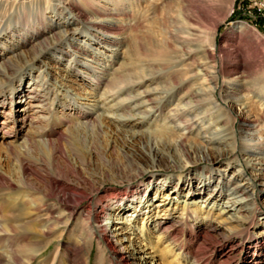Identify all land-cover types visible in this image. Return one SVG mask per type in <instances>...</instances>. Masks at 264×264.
<instances>
[{
  "label": "rangeland",
  "instance_id": "1",
  "mask_svg": "<svg viewBox=\"0 0 264 264\" xmlns=\"http://www.w3.org/2000/svg\"><path fill=\"white\" fill-rule=\"evenodd\" d=\"M47 1L40 0L41 3L31 7L41 10L35 13V19L24 15L21 0H0V67L4 57L15 54L19 57L14 61L16 68H9L6 76H0V264H192L191 252L198 249L203 250L204 261L210 264H264V149L247 144L240 155L231 160L216 151H210L208 156L199 153L187 159L177 142L173 143L178 151H173L151 140L147 133L139 136L131 133L134 130L146 132L154 124H164V118L173 114L172 109L181 107L185 98L182 94H186L191 84L176 91L169 99L159 98L164 104L161 111L155 112L146 106L158 117H147L139 126L125 128L127 131H116L104 123L100 129L81 126L79 123L85 122L82 112H90L94 117L112 114L107 104L98 103L93 98L102 88L96 89L91 81L90 67L112 69L121 65L126 45L131 46L130 37L140 29L128 27L131 17L116 14L110 18L127 24L121 30L126 36L124 42L114 44L86 31L63 45L64 51L72 53L78 60L70 63L75 68L65 67L71 57H63V53L55 50L32 60L35 55L32 44L40 35L34 34L32 38L29 30L33 32L43 23H50L51 28L45 29L44 33L51 35L53 29L65 32L68 27L76 26L66 11L62 12L55 5L57 1L50 6L45 3ZM124 1L128 9L141 8L143 14L153 3V0ZM222 1L219 13L214 15L218 22L216 54L222 53L221 47L228 45L226 50L234 53L233 61H264V16L251 15L244 7L247 0ZM75 3L86 4L84 0H75ZM179 3L180 0H167L169 7L180 14ZM155 10L160 12L158 8ZM63 21L70 24H60ZM91 21L92 18L88 20ZM240 24H246L250 30L237 32ZM156 25L155 34L163 39L159 42L170 40L174 43L169 28L162 26L163 23ZM76 46L86 48L88 52L77 50ZM175 50L180 52V45L174 44L169 53ZM192 61L191 70L198 62L203 63L200 55L194 56ZM255 65L246 66L253 72L263 70L262 73L241 78L235 82L236 88L252 85L260 86L264 91V67ZM161 67L165 66H158L157 70H162ZM198 71L202 77L205 71L196 68L195 72ZM201 82L205 83L201 78L197 85ZM229 82V77L220 80V87L226 93L231 91ZM34 83L47 87L44 109L34 107L36 100L29 93ZM160 85L164 82L148 84L150 89ZM241 90L235 100H229L223 106L232 109L236 115L241 114L235 128L240 138L250 142L264 133V118L258 106L260 96H248ZM21 91L23 94L19 96ZM157 95L160 96L155 93ZM203 114L194 111L189 117H202ZM44 115L46 119L42 117ZM206 118V122L195 126L198 137L196 142L190 141L191 144L194 142L200 146V141L206 142L225 128L222 123L216 124L215 118ZM249 118L254 120L252 123L256 128L247 129ZM57 142L61 143L62 152ZM156 151L166 157L172 154L176 160L172 163L190 165V179L195 175L209 177L213 174L212 184L202 192L189 195L193 186H202L198 179L194 178L190 183L170 175L172 183L170 181L160 188L151 185L149 193L141 199L139 196L133 198L135 200L125 198L121 205H113L115 198L110 199L109 194L125 192L128 183L137 180L138 173H144L141 178H145L147 184L156 180L160 183L168 176L165 174L170 172L169 160L161 156L159 162H153V152ZM192 163H198V166L194 167ZM238 174L242 178L236 181L241 185L251 182L257 193L254 206H258L262 214L257 215L253 224L243 222L238 225L249 219L250 211L236 210L233 221L223 212H234L235 207H231L228 199V190L232 191L234 184L227 183L229 180L233 182ZM65 184L77 190L63 189L66 199L60 201L55 197L54 189H61ZM176 185L181 190L174 192ZM211 192L212 198H209ZM93 196H97L95 199L99 203H108V207L98 214L93 208ZM65 206L70 208L65 210ZM78 206L75 212L71 210ZM119 206L121 208L117 209ZM253 209L251 205L250 210L255 212ZM165 213H170V221L165 223L164 229H159L156 221L165 218ZM99 214L102 225L94 221L89 223L90 215ZM206 223L219 225V232L205 235ZM101 229L113 232L112 246L103 239ZM203 236L206 239H202Z\"/></svg>",
  "mask_w": 264,
  "mask_h": 264
},
{
  "label": "bare ground",
  "instance_id": "2",
  "mask_svg": "<svg viewBox=\"0 0 264 264\" xmlns=\"http://www.w3.org/2000/svg\"><path fill=\"white\" fill-rule=\"evenodd\" d=\"M21 1L23 3L24 15L26 17L29 16L36 19L35 13H38V11L41 10H33L31 7L35 6L36 3H41L39 2L40 0ZM55 1H57V4L54 3ZM84 2L86 3L85 6L76 4L75 0H48L45 2L48 6L53 3L57 5L60 10H62V12L66 11V15L71 17L73 24L76 26L68 27L65 32L53 29L51 31V35L47 34V32L44 33L45 29L47 30V28H51L52 24L50 23H43L40 27H36L33 32L29 30L28 32L32 33V38L34 37V34L40 35L39 37H35L36 39L32 44L33 47L31 50L35 52L32 60H35L36 58L39 59L42 54L50 51L54 52L55 50L58 53H63V57H71H69L70 59L67 61V65L65 67L75 68L76 66L73 64L71 65L70 63L73 60L78 62V60L74 58L72 53L64 51L63 45L71 43L72 40H74L77 36L84 35L86 31L114 44L124 42L126 36L123 34V32H121V30L125 25L127 26V24H123V22L120 23L115 19H112L113 15L116 14H122L123 16L127 15L131 17L132 19L130 20L128 27L131 29H140V31L136 32L135 35L130 37L131 46L126 45L127 47L124 50V62L121 63V65H119L117 68L108 69L106 67H90L92 72L91 81L94 82L96 89L102 88V91L100 93L97 92L93 98L98 103L107 104L108 108L112 110V114L107 116L103 115L102 117H94L90 112H80L85 119V122H82V120L79 123L81 126L88 128L89 126H92L93 129H100L104 123L108 126V128L111 127L116 131H127L125 128L129 127L132 129L142 124L147 117H155V112L161 111L163 109L164 98H171L176 91L191 84V87L186 91V96L182 94V96L185 98L181 107L172 109L173 114L170 116L167 115L164 118V120L166 119L164 124H154V127L148 129L146 132L139 130H134L132 132L131 130L129 131L136 136L147 133L146 135H148L151 140L160 142L163 146H168L173 151H178L174 145L175 143H173L177 142L176 145L183 149V153L187 159H190L193 155H199V153H203L204 156H208L210 151H216L217 154L222 153V156L229 157L228 159L231 160L234 159L235 156L240 155L239 152L243 150L247 144L257 146L260 150L264 149V133L259 134L258 139L255 138L250 142L243 139V137L240 138L238 135L239 133L235 128V123L239 118L242 117L241 114L236 115L233 113L232 109H226L223 106L225 102L228 103L229 100H235V98L238 97V93L242 89L241 91H246L248 96L250 94H255V97L260 96L258 97L260 98L258 100V106L261 107V116L264 118V91H262L263 89L260 90L262 87L259 88L260 86L256 87L252 85H244L241 89H239L236 88L235 83L243 77H255L259 73H262L263 70H254L253 72L246 65L252 63L257 64V66L255 65L256 67L259 65L262 66L261 68H263L264 61L250 60V63H244V61L240 60L233 61L231 57L234 53L226 50L228 45L222 46L221 51L223 52L219 55L216 54V49L218 47L216 41V36L218 34V22L214 15L219 13L220 6L223 2L222 0H180V14L176 13L175 10L172 9V6L169 7L167 0H153V3L149 5V8L146 11V14L144 12L145 15L140 10L141 8L128 9V5H125L124 0H103V2H105L104 4H100V0H97L96 2L95 0H84ZM123 4L126 7L123 6ZM156 8H158L160 12H157L158 10H155ZM147 12L149 13L147 14ZM111 16L112 18H110ZM90 18H92V21L88 22ZM158 21L163 23L164 25L162 26L165 28H169L170 37L172 39L175 38L174 43H170V40L165 43L159 42V40L163 41V39L160 38L159 35L155 34V27L158 29L156 24H161ZM57 24H59L58 21ZM60 24L65 25L70 24V22L66 23V21H63ZM236 30L237 32H245L249 31L250 29L246 24H240L237 26ZM234 34L237 33L235 32ZM201 42L204 43L199 44ZM174 44L180 45V52L175 50V52L169 53ZM75 48L77 50H82L83 52H88L86 48H80L78 46ZM203 53L204 55H202ZM197 55H200V57L202 56L203 63L198 62L195 68L191 70L190 65H192L193 62L192 59ZM4 58L5 60L3 62V66L0 67V76H6L5 73L9 68H16L14 61L18 60L19 57L15 54L11 57ZM158 66L165 67H161L162 70H157ZM196 68H200L205 71L202 77H199V71L195 72ZM185 69L187 70L184 72L183 70ZM17 70L18 68L16 71ZM227 77L230 78L229 85L231 91L229 93H226V91H223L222 87H220L221 78L225 80ZM201 78L205 83L202 84L201 82L198 86V81ZM156 81L164 82V85L150 89L148 84ZM136 89H140V92ZM46 90L47 87L45 85L34 83L31 86L29 93H31L30 95L34 100H36L34 107L37 106L42 109L46 107L45 101L47 99L48 93V91L45 92ZM155 93H158L160 96H155ZM22 94L23 91L19 93V96H22ZM159 98H162L163 100L159 101ZM115 100L118 102L111 105L110 103L114 102ZM148 105L151 109H154L155 112L152 113L151 110L146 107ZM203 109H205V111H203ZM51 110L52 108L50 107V111ZM194 111H199V113L204 114L202 117H189V114ZM208 115L211 116L208 117ZM42 117L46 119L45 115ZM157 117L158 115L155 118ZM206 117L215 118L216 124L222 123L225 128L222 129L221 133L214 134L213 137H210L206 142L200 141V146L199 144L196 146V143L193 144L194 142L191 144L190 141L196 142L198 137L195 133V126L197 127L198 125L204 123L203 121H205ZM250 119L251 118H249L247 121L248 130L256 128L255 124L252 123L254 120ZM199 128H202V126ZM61 136L62 135L59 136V139ZM155 146L157 147L156 144ZM57 147L62 152L60 142H57ZM73 150L77 153L75 148ZM153 153V162L155 163L159 162L161 156H164L169 160L167 165L169 168L168 171L170 172L165 174L168 176L164 178L161 177L162 179L160 183H156L159 181L154 180L155 182L147 184L144 182L145 178H141L144 173H138L136 177L137 180L130 181L125 192H111L109 194L110 199L115 198L114 201L116 203H112L113 205H121L125 198L133 199L139 196L141 199L144 194L147 195L149 193L151 185H153L152 187L158 185L159 188L162 187V185H167V183H169L172 179L170 178V175L178 176L179 180L190 183L194 178L198 179L202 186H193L191 189H189V195L196 194L198 191L202 192L208 188L210 184H212V177H214L213 174H208L209 177L195 175L193 179H190V171H192L189 168L190 165L185 164L182 166L172 163V161L175 160V157L172 154L170 156V152L168 153L169 155H167V157L160 154L159 151ZM192 164L194 167L198 166V163ZM256 168L259 169L258 167ZM239 178H242L241 174L236 175L233 182L229 180L227 183V185H231V183L234 184V189H232L230 192V188L228 190V199H230L229 202L231 203V207H235L234 212L233 210H227L223 212H226L224 215H227V218L230 216L229 218L232 219L231 221H233V216L236 210L240 211L243 209L250 211L251 215L249 216V219L245 221L242 220L241 223H238V225H242L243 222H245V224L248 222L253 224L257 219V215L262 214L260 212L261 210L257 209L258 206H254L257 201V193L254 191L252 184H250L251 182L241 185L240 181H236ZM182 186L185 185L183 184ZM217 186H219V184H217ZM65 188L77 190L76 187H71L66 184L63 185L61 189H54V195L60 201H65L66 199L63 192V189ZM177 189L181 190V187L179 188V186L176 185L174 192L177 191ZM212 194L213 192L208 195L209 198H212ZM93 197L95 199L97 196ZM249 197L252 198L249 199ZM96 199L94 200L93 208L98 214L100 211H104V208L108 203H99V201ZM251 205H253L255 208L253 209L255 212L250 210ZM89 207L92 206L89 205ZM143 207H145V205H143ZM65 208V210H68L70 207L65 206ZM120 208V206L117 207V209ZM77 209H79V206L71 208L73 212H75ZM134 209L135 212L133 211V214L136 213V208L134 207ZM133 214L131 213L130 216H133ZM163 215H165V218H162V216L158 215L156 216L162 218L161 220L156 221L157 227L159 229H164L165 223L170 221V213H165ZM90 216L91 217L89 219L91 222L89 221V223L94 221L102 225L103 222H100L99 219L100 214L99 216ZM105 217L107 216L105 215ZM150 217H152V215L149 216V218ZM205 225V235L208 233V235H210V233L215 234L216 232H219V225L216 226L212 223H206ZM169 226L171 227V225ZM101 231L103 232V239H105L107 243L112 246L111 238L113 236V232L110 231L109 233L108 229H101ZM202 239L206 238L203 236ZM191 254L193 257L192 264H210V262L208 263L204 261V253L202 249L191 252Z\"/></svg>",
  "mask_w": 264,
  "mask_h": 264
},
{
  "label": "built area",
  "instance_id": "3",
  "mask_svg": "<svg viewBox=\"0 0 264 264\" xmlns=\"http://www.w3.org/2000/svg\"><path fill=\"white\" fill-rule=\"evenodd\" d=\"M243 2H245L243 0ZM248 3H244V7L251 15H255V13L259 14V16H264V0H247Z\"/></svg>",
  "mask_w": 264,
  "mask_h": 264
}]
</instances>
